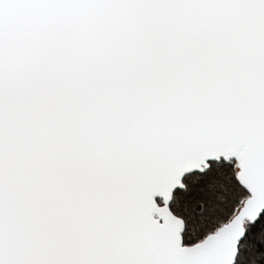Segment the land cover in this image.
Segmentation results:
<instances>
[{"label": "snow or ice", "instance_id": "6c2138e0", "mask_svg": "<svg viewBox=\"0 0 264 264\" xmlns=\"http://www.w3.org/2000/svg\"><path fill=\"white\" fill-rule=\"evenodd\" d=\"M0 264H264V0H0Z\"/></svg>", "mask_w": 264, "mask_h": 264}]
</instances>
